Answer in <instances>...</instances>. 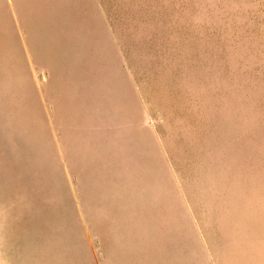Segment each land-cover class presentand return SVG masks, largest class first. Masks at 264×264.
<instances>
[{
  "label": "rangeland",
  "instance_id": "374dc122",
  "mask_svg": "<svg viewBox=\"0 0 264 264\" xmlns=\"http://www.w3.org/2000/svg\"><path fill=\"white\" fill-rule=\"evenodd\" d=\"M0 264H264V0H0Z\"/></svg>",
  "mask_w": 264,
  "mask_h": 264
}]
</instances>
